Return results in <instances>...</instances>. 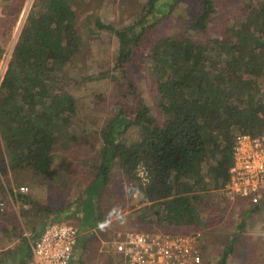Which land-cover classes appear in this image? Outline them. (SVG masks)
<instances>
[{
  "label": "trees",
  "instance_id": "obj_1",
  "mask_svg": "<svg viewBox=\"0 0 264 264\" xmlns=\"http://www.w3.org/2000/svg\"><path fill=\"white\" fill-rule=\"evenodd\" d=\"M181 1L149 0L139 30L95 17L96 27L111 29L119 38L114 66L103 78L116 84V94L123 91V100L101 130L94 169L101 182L108 181L113 164L124 171L129 195L138 193L142 204L139 220L154 214L168 225L189 227L207 223L203 213L213 204L209 195L228 179L236 132L264 129V0H250L239 24L225 23L220 36L203 41L194 32L208 33L217 5L215 0H195L184 29L154 41L147 60L152 92L164 114L158 117L131 77L129 63L149 27L148 13L167 14ZM82 3L35 0L26 18L0 81V186L1 175L6 178L16 170L48 178L58 146L69 144L65 137L79 103L67 84L71 72L78 80L79 27L96 31L89 16L79 22ZM2 50L0 45V57ZM133 126L139 136L126 142ZM205 161L210 162L207 167ZM141 166L145 180L138 174ZM233 250V243L228 244L219 263L226 264Z\"/></svg>",
  "mask_w": 264,
  "mask_h": 264
},
{
  "label": "rangeland",
  "instance_id": "obj_2",
  "mask_svg": "<svg viewBox=\"0 0 264 264\" xmlns=\"http://www.w3.org/2000/svg\"><path fill=\"white\" fill-rule=\"evenodd\" d=\"M34 1L0 0V45L3 48L0 81ZM148 1L83 0L82 6H78L79 22L88 21L89 16V26L96 31H90L86 25L79 27L83 41L75 61L77 68L74 71L78 70L75 72L78 73V80L75 81L76 76L72 77L74 72H71L67 84L79 103L73 124L68 128L69 135L65 137L69 144L67 147L58 146L59 154L48 178L35 176L23 169L12 171L6 178L1 175L4 180L0 188L6 199V207L0 209V223L2 221L4 224L5 219H10L12 224L19 223L16 228L22 227V217L23 225H26V208L37 211L41 218L50 222L66 220L76 223L80 228V239L70 264H118L117 254L111 249L116 235L127 230L146 228L196 233L203 250L204 264H220L224 249L230 243H233L234 250L229 254L226 264H264L263 217L246 200H227L219 187L209 195L213 204L203 213L207 223L189 227L168 225L157 220L153 213L149 219L139 220L136 217L142 204L138 193L129 195L130 180L118 165L113 164L107 182H101L97 177L94 165L97 164L103 143L101 130L105 123L114 118L118 105L122 103L123 91L120 89L116 94V84L110 77L103 78V74L114 66L119 38L111 29L96 27L95 17L100 16L105 22L117 27L132 24L139 30L142 27L139 18L147 10ZM215 1L217 12L212 17L208 33L195 31L197 40L220 36L225 23L235 20L239 24L243 9H246L245 5L250 0ZM194 2L183 0L167 14L158 11L148 13L145 25L149 27L129 63L131 77L138 83L158 117L164 114L160 98L152 92L154 85L148 75L147 57L155 40L184 29L185 19L193 10ZM99 74L101 77H97ZM261 92L264 94V83ZM138 136L137 127L133 126L125 140L131 142ZM209 163L205 161L204 164L207 167ZM145 173L141 166L138 174L143 176V180L146 179ZM23 184L32 187L33 193L29 194L32 188L28 193L20 191ZM12 189L22 194H13ZM9 195L26 202L27 207L17 202L16 207L8 210V206H12ZM155 210L154 206L150 208L151 212ZM22 259H27V255L23 254Z\"/></svg>",
  "mask_w": 264,
  "mask_h": 264
},
{
  "label": "built area",
  "instance_id": "obj_3",
  "mask_svg": "<svg viewBox=\"0 0 264 264\" xmlns=\"http://www.w3.org/2000/svg\"><path fill=\"white\" fill-rule=\"evenodd\" d=\"M233 161L220 193L233 201L242 198L264 221V132L239 131L234 136ZM28 193L30 187L21 185ZM6 199L0 190V209ZM80 239L79 226L71 221H53L31 242L26 264H70ZM118 264H204L203 250L194 232L127 230L112 242Z\"/></svg>",
  "mask_w": 264,
  "mask_h": 264
},
{
  "label": "crops",
  "instance_id": "obj_4",
  "mask_svg": "<svg viewBox=\"0 0 264 264\" xmlns=\"http://www.w3.org/2000/svg\"><path fill=\"white\" fill-rule=\"evenodd\" d=\"M12 192L13 194H22L19 190L12 189ZM32 193L33 188L29 194ZM17 202H21L24 207L28 205L26 202L19 201V198L17 199L9 195V203H11L12 206L9 205L8 210L12 209V207H16ZM24 212L27 214V216L24 215L27 222L26 225L25 223L23 225V218L21 217L20 221H22V227L16 228V225H19V223L14 222V224H12L10 223V219H5V221H3L4 224H2V221L0 223V264H26L31 256V242L38 237L43 228L50 223V221L41 218L37 211L26 208ZM14 227L16 229H14ZM23 254L27 255V259H22Z\"/></svg>",
  "mask_w": 264,
  "mask_h": 264
}]
</instances>
